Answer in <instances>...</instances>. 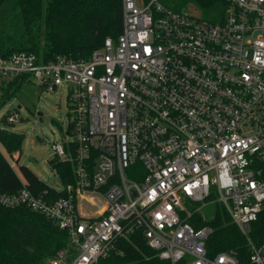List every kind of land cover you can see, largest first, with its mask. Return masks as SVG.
Instances as JSON below:
<instances>
[{
  "label": "built area",
  "instance_id": "obj_1",
  "mask_svg": "<svg viewBox=\"0 0 264 264\" xmlns=\"http://www.w3.org/2000/svg\"><path fill=\"white\" fill-rule=\"evenodd\" d=\"M222 2L211 20L122 0L123 32L87 58L0 55V89L33 75L70 91L71 140L52 146L74 180L0 195L68 233L41 264H95L138 230L172 264H240L231 252L211 255L212 229L190 221L213 189L245 235L264 209V0ZM248 240V264H264V243Z\"/></svg>",
  "mask_w": 264,
  "mask_h": 264
},
{
  "label": "trees",
  "instance_id": "obj_2",
  "mask_svg": "<svg viewBox=\"0 0 264 264\" xmlns=\"http://www.w3.org/2000/svg\"><path fill=\"white\" fill-rule=\"evenodd\" d=\"M195 2L204 18H222V0H166L168 7L182 10ZM124 29L122 0H0V55L34 51L44 60L58 55L87 58L101 48L107 37L117 38ZM26 78L11 79L0 89V110L14 96ZM7 122V116L3 118ZM25 135L0 129V144L7 154L20 152ZM0 147V195L19 192L24 183L34 193L50 189L29 167L18 171ZM20 156L17 157L19 161ZM63 182H72L71 163L51 159ZM195 227L209 225L212 232L207 247L211 255L231 252L240 264H248L250 244L264 243V209L245 235L233 222L222 203L215 206L209 218L196 212L191 218ZM68 244V233L42 213L25 205L7 206L0 201V264H41ZM95 264H172L147 242L142 230L129 238H119L115 248ZM178 264H185L184 261Z\"/></svg>",
  "mask_w": 264,
  "mask_h": 264
},
{
  "label": "rangeland",
  "instance_id": "obj_3",
  "mask_svg": "<svg viewBox=\"0 0 264 264\" xmlns=\"http://www.w3.org/2000/svg\"><path fill=\"white\" fill-rule=\"evenodd\" d=\"M159 1L166 4V0ZM182 10L195 15L202 13L195 2H189ZM69 97L70 91L65 85L59 87L57 91H49L31 75L22 82L14 96L0 110V129L6 128L25 135L21 151L12 155L7 154L0 144L8 161L15 165L18 173L21 165L29 167L51 187L62 185L60 175L50 163L53 158L59 160L52 143L55 141L68 143L72 136L68 133L72 117V103ZM15 113H19L20 118L14 123L3 120L5 116ZM19 156L20 159L17 161ZM219 203V193L213 189L209 202L197 212L204 218H209ZM185 204L191 210L201 206V203L189 200L185 201Z\"/></svg>",
  "mask_w": 264,
  "mask_h": 264
}]
</instances>
